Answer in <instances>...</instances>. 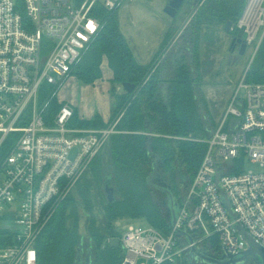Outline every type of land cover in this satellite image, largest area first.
<instances>
[{"label":"built area","instance_id":"built-area-1","mask_svg":"<svg viewBox=\"0 0 264 264\" xmlns=\"http://www.w3.org/2000/svg\"><path fill=\"white\" fill-rule=\"evenodd\" d=\"M124 1L0 0V148L18 134L0 167V219L14 218L19 227L12 244L0 249V264H38L37 240L57 207L111 136L122 132L117 125L123 114L102 128L71 126L75 111L68 102L48 118L39 95L43 84L58 85L69 76L99 32L96 8L112 11ZM247 2L246 11L257 4L252 28L239 21V27L247 26L250 46L264 28V0ZM246 74L224 117L200 140L206 151L179 203L175 226L168 232L130 226L118 236L126 251L119 264L176 263L193 247L213 242L239 254L249 248L239 227L264 246V83L247 82ZM248 160L258 169L247 170Z\"/></svg>","mask_w":264,"mask_h":264},{"label":"trees","instance_id":"trees-1","mask_svg":"<svg viewBox=\"0 0 264 264\" xmlns=\"http://www.w3.org/2000/svg\"><path fill=\"white\" fill-rule=\"evenodd\" d=\"M188 1L194 8L193 16L179 51H168L169 35L175 34L174 30L168 32L166 50L149 65L139 63L134 56L121 31L119 9L96 8L101 28L69 76H76L84 84H94L102 79L103 61L107 59L113 72V87L131 82L136 89L120 95L112 92L109 122L123 114L117 125L122 132L112 135L103 148L101 171L96 178L91 177L92 182L81 199L70 198L71 192L57 207L37 240L38 264H76L81 245L85 252L92 248V264H119L120 249L111 248L107 239L118 237L115 222L129 216L143 217L149 225L164 232L170 230L167 207L148 185L147 178L158 161V171L174 187L175 199L181 202L206 151V144L200 140L206 139L214 126L200 83L201 31L204 26H225L228 21L237 25L247 4V0ZM246 81L264 83V39L247 71ZM46 85L52 84L42 85L39 102L42 106L47 104L46 115L52 118L62 105L57 98L60 87ZM74 111L73 123L80 127L106 126L98 113L94 119L85 120L79 118L76 108ZM17 138L18 134L9 135L0 148V167ZM107 180L115 189L114 201L108 200ZM13 235L12 230L0 227V249L12 244ZM212 244L219 246L216 242ZM107 247L111 248L108 259L101 262L102 248Z\"/></svg>","mask_w":264,"mask_h":264},{"label":"rangeland","instance_id":"rangeland-1","mask_svg":"<svg viewBox=\"0 0 264 264\" xmlns=\"http://www.w3.org/2000/svg\"><path fill=\"white\" fill-rule=\"evenodd\" d=\"M189 2L190 1L188 0L185 1V4L182 6L179 14L175 18L170 17L164 12V8L167 4L166 0H126L122 3V5L118 8L121 31L128 40L132 52L139 63L143 65H149L157 54H162L166 50L165 44L168 40H166V35L168 32H172L173 30L175 34L173 36L169 35L171 39L169 40V44L166 46L169 49L167 50L169 52H174L176 49H180L182 43L181 40L184 38L186 33L185 30L193 16L191 13L194 8L188 5ZM247 5L248 2L246 6ZM256 5L257 4L255 3L252 5L253 8L251 11V5L247 7L248 9L243 18H246L248 21H253L255 19L254 10ZM252 23H254V21ZM202 29L203 30L201 31L200 35L201 63L199 65L202 77L200 83L203 87V95L207 101V110L209 111V115L213 120V123L215 126H217L220 120L224 117L226 109L230 104L234 93L238 89L241 79L249 70V67L257 54L259 46L262 42H260V39L263 35L264 28H262L253 44L249 46L243 58L240 60L238 59L237 61L230 59L232 54L229 49L231 37L228 36L223 25L211 27L204 26ZM83 55L81 56L80 61L82 60ZM73 78L77 77L70 75L57 85V87H60L59 92L57 93L58 102L60 104L67 101L61 100L59 93ZM97 81L98 83L104 82L101 80ZM46 86L49 88L53 85ZM96 91V88L93 89V93L88 99L90 102H95L98 99ZM112 92H116L117 95H120L125 91L122 87V84H117L115 85V88L113 85L111 86V90L109 92L110 95ZM110 97L112 100V96ZM70 104L73 106L72 103ZM73 108L75 109L74 106ZM98 115H100L101 119L103 120V115L101 113H98ZM81 116L79 118L85 119L82 114ZM109 120L105 121L106 126H110L117 119L111 122H109ZM71 126L80 127L74 123H72ZM199 135L201 136V134ZM204 137L206 138L207 136L204 135ZM103 150L104 149H102L101 152H103ZM101 152L91 163L90 171L86 172L76 185L75 189L70 194V198L81 199L82 193L87 188L88 183L92 180L91 177L96 178L98 176V172L101 171ZM245 168L247 170L258 169V167L249 160L246 161ZM157 195L163 199V196L159 192H157ZM176 196L177 199L180 198L179 186H176ZM117 221L119 222L116 224V227H114L118 236L123 235L130 226L141 229L149 226L147 220L143 217L132 218L129 216L125 219ZM0 227L7 228L12 231L19 229L14 218L7 220L1 218ZM83 229L84 226L82 225V230ZM110 247H107L106 250L102 248L101 262H104L108 259V251ZM118 249H120L119 255L122 258L126 254V251L122 245H120ZM186 260L188 263H186ZM177 261L179 264H193L192 259H186L185 254L179 257ZM247 264L254 263L248 259Z\"/></svg>","mask_w":264,"mask_h":264},{"label":"water","instance_id":"water-1","mask_svg":"<svg viewBox=\"0 0 264 264\" xmlns=\"http://www.w3.org/2000/svg\"><path fill=\"white\" fill-rule=\"evenodd\" d=\"M167 1L168 2L164 8V12L170 17L175 18L178 15V12L182 8L186 0H167ZM245 11H244L242 18L245 15ZM231 25H232V21H228L225 25L224 30L229 31L231 28ZM248 36H249V33L247 31V26L246 24L243 23L242 26L240 27V31L237 36V39H235L233 41V44L231 45L232 50L234 49L235 41H237V43L240 45L239 50H238L239 56L244 55L248 49V46H249ZM234 61H237V58ZM122 87L124 91L128 93H132L136 89V85L131 82H124L122 84ZM208 120L211 124V121L209 118ZM75 152L76 150L73 151L72 156L75 154ZM216 182L220 188L222 198L224 200L226 207L231 212V214L236 217L227 194L221 189L219 185V176H217ZM147 183L153 189L161 190L163 194L167 196V199L165 200V204H166L169 219H170V225L171 227H174L178 219V213H179L180 206H179V202L174 197L173 186L169 184L167 181H165L162 178L161 173L158 171V161L155 164L153 172L148 176ZM105 190L107 193L108 200L114 201L115 189L114 187L109 185L108 180L106 181V184H105ZM239 229L241 231L242 237L248 240L249 242L248 249L240 252L239 254L233 255V254L226 253L224 250L217 251L213 249V247L205 248L206 250H204L203 248L197 249L196 247H193L188 258H191L193 262L199 260V258H203L209 261L211 264H244L248 259L252 260L254 264H264V246L256 242L255 239L251 237L249 234H247L241 227H239ZM184 234L187 235L190 243L194 242V239L192 236H190L186 232H184ZM120 245L121 244H120V240L118 237H112L110 239V246L112 248H118L120 247ZM76 264H92V248H89L85 252L83 246L81 245L78 251L77 258H76Z\"/></svg>","mask_w":264,"mask_h":264},{"label":"crops","instance_id":"crops-1","mask_svg":"<svg viewBox=\"0 0 264 264\" xmlns=\"http://www.w3.org/2000/svg\"><path fill=\"white\" fill-rule=\"evenodd\" d=\"M113 72L109 68L107 59L103 61V77L101 83L84 84L77 78H73L66 87L59 93L60 99L72 103L78 110L79 117L81 114L87 120H91L97 113H101L103 120L107 121L111 118V81ZM97 89L98 99L95 102H90L88 99L93 93V89ZM82 117V116H81ZM83 118V117H82Z\"/></svg>","mask_w":264,"mask_h":264},{"label":"flooded vegetation","instance_id":"flooded-vegetation-1","mask_svg":"<svg viewBox=\"0 0 264 264\" xmlns=\"http://www.w3.org/2000/svg\"><path fill=\"white\" fill-rule=\"evenodd\" d=\"M167 1V0H166ZM168 2V1H167ZM185 4V3H184ZM225 28V26H224ZM239 31H240V27H239V23L236 25L233 21H232V25H231V28L229 31H226V33L228 34V36L231 37V42H230V45H229V49L230 51L232 52L231 56H230V59L231 60H235L237 58V60L239 59H242L244 55L242 56H239V53H238V50H239V47L240 45L237 43V41H235L234 43V49L232 50L231 49V45L233 44V41L235 39H237V36L239 34ZM249 48V46H248ZM248 50V49H247ZM179 51V49H176L174 51V53H177ZM247 52V51H246ZM163 178V177H162ZM156 190L157 192H159L162 196H163V199H162V202L163 204L166 206L165 204V200L167 199V196L163 194V192L161 190H158V189H154ZM173 192H174V187H173ZM175 197V196H174ZM211 247H213V249L217 250V251H221L220 247L219 246H214L212 245ZM204 250H206L204 247H202ZM210 250V249H209ZM250 260V259H249ZM248 261V260H247ZM247 261L244 263V264H247ZM252 262V260H250ZM189 264H192V263H189ZM193 264H211L209 261L203 259V258H199V260L197 261H194Z\"/></svg>","mask_w":264,"mask_h":264},{"label":"bare ground","instance_id":"bare-ground-1","mask_svg":"<svg viewBox=\"0 0 264 264\" xmlns=\"http://www.w3.org/2000/svg\"><path fill=\"white\" fill-rule=\"evenodd\" d=\"M243 20H244L245 22H249V23H250V28L253 27V23H252V22L248 21L246 18H243Z\"/></svg>","mask_w":264,"mask_h":264}]
</instances>
